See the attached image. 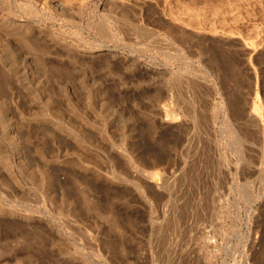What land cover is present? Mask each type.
Wrapping results in <instances>:
<instances>
[{"label": "rangeland", "instance_id": "rangeland-1", "mask_svg": "<svg viewBox=\"0 0 264 264\" xmlns=\"http://www.w3.org/2000/svg\"><path fill=\"white\" fill-rule=\"evenodd\" d=\"M54 1L0 0V264H264V0Z\"/></svg>", "mask_w": 264, "mask_h": 264}, {"label": "bare ground", "instance_id": "bare-ground-1", "mask_svg": "<svg viewBox=\"0 0 264 264\" xmlns=\"http://www.w3.org/2000/svg\"><path fill=\"white\" fill-rule=\"evenodd\" d=\"M51 1V0H50ZM55 2V4L57 3H59V4H61V1L60 0H57V1H54ZM52 3V2H51ZM54 4V3H53ZM12 23V22H11ZM9 24V26L10 25H12V24ZM245 188V187H244ZM245 191L243 192L244 193V196H246L247 198H252L251 196H252V192H251V186L250 185H247L246 186V188L244 189ZM258 195V194H257ZM254 197V196H253Z\"/></svg>", "mask_w": 264, "mask_h": 264}]
</instances>
